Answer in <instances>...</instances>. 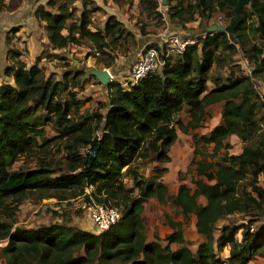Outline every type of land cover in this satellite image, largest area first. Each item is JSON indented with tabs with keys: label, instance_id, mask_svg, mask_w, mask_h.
<instances>
[{
	"label": "trees",
	"instance_id": "16d2710c",
	"mask_svg": "<svg viewBox=\"0 0 264 264\" xmlns=\"http://www.w3.org/2000/svg\"><path fill=\"white\" fill-rule=\"evenodd\" d=\"M236 4L237 0H190L185 4L177 0L168 6L167 19L181 28L196 19L208 20L216 12H225L229 21L222 26L224 31H208L193 38L180 53L168 54L159 69L128 88L110 80L105 88L107 101L98 105L104 107L103 112L86 116H77L82 102L74 92L81 86V74L67 70L59 80L52 74L45 76L36 62L26 67L18 59L19 53L8 48L9 64L2 75L10 77L12 84H0V211L9 217L24 199L62 201L82 195L83 188L91 186L93 191L84 201L121 207V215L100 233L60 224L12 228L0 221V240L6 241L0 250L5 264H92L95 259L118 264H247L264 249V228L252 232L250 227L264 215V100L247 76L233 70L224 78L211 77L213 88L205 91L208 71L232 63L237 49L253 68L264 66V42L256 40L264 34V0H249L237 19ZM81 5L77 12L73 0H46L34 8L33 17L44 23L52 50L88 43L94 63L102 68L134 50L135 34L114 15H106L98 28L92 26L91 13L100 8L89 0H82ZM138 7L161 19L156 0H138ZM138 31L141 36L148 34L143 27ZM146 46L158 48L151 42ZM44 55L64 59L58 54ZM214 102H222L220 122L206 135L192 134L193 141L212 144L213 151H227V138L234 136L241 142V150L228 161L225 156L214 160L193 157V188L180 184L171 198L159 179L166 168H156L143 177L132 162L150 155L154 161H168L166 150L176 138L175 129L197 127L204 107ZM183 107L190 119L185 125L174 118ZM48 121L56 137H44L42 127ZM52 144L61 145L66 170L54 178L49 176L51 162L45 160V147ZM80 148H88L93 156L80 153ZM23 156L34 158L36 167L12 170L11 165ZM123 170L131 188L121 182ZM260 176L263 184L258 181ZM133 191L136 194L130 196ZM147 198L162 204L170 201L183 217L194 216V228L202 238L194 252L185 244L181 223L167 215L163 222L171 232L164 240L178 247L161 246L155 232L154 241H145L140 212ZM235 214L241 221L221 225L215 237V224ZM226 245L225 263L215 252Z\"/></svg>",
	"mask_w": 264,
	"mask_h": 264
},
{
	"label": "rangeland",
	"instance_id": "374dc122",
	"mask_svg": "<svg viewBox=\"0 0 264 264\" xmlns=\"http://www.w3.org/2000/svg\"><path fill=\"white\" fill-rule=\"evenodd\" d=\"M136 1L138 0H103L104 6H112L114 10L117 13V15L125 16L126 18L129 15L130 22L128 21L129 28L133 29L135 32H137V37L141 38V35L138 34V30L140 27H143L148 34L146 36H143L142 38H148L150 36H160V34L163 33H171L181 36L182 38H187L189 40H193V38L200 37L204 35V33L208 32V26L211 25H220L224 26L227 25V22L229 21L227 15L225 12H216L213 13L212 16L205 21L199 22L198 19L194 20V22H188L186 23L183 28L180 26H177L175 22H170L166 17V10L168 6L174 5L177 0H164L163 3L162 0H156L157 12L160 13L161 19L152 16V15H146L144 12L140 10L138 7L136 11ZM190 0H182V2L185 4L189 2ZM93 2V1H91ZM133 3V6H131ZM18 4V0H2V4L0 7V12H2V15L0 16V23L4 26L3 33L5 31L6 37L9 33L10 28L19 27L17 25H14V23L11 22L10 25H8L7 22V13L5 12V9L7 7H14ZM102 4V5H103ZM74 5V4H73ZM126 5L128 6V10ZM75 6V5H74ZM248 6V4H241L239 6V10H242L244 7ZM100 8V7H99ZM235 8L234 13L236 14V11L238 10ZM97 11H102L100 10ZM128 12H132L129 13ZM25 16V15H24ZM94 25L100 23V14L95 12L94 15ZM26 17H23L25 19ZM133 19V20H132ZM37 22V21H36ZM6 24V27H5ZM206 28V29H205ZM228 38L233 42L232 35L227 33ZM8 41L12 39V36L9 35ZM256 40L259 42H264V34H261L260 36L256 37ZM154 43V42H151ZM150 44V43H148ZM20 48L21 45L19 44ZM71 48V46H70ZM11 50L16 51L20 55L26 56V50L21 49L20 51L15 50L12 48ZM80 51L81 57L75 58L78 54H75V52ZM39 56L37 65L42 69L45 76L48 74H52L55 79H60L61 72H59L57 69H52L55 72H49L48 69L51 67V65L54 64L56 67L65 68L68 71H76L79 74H81V86L76 88L74 90L76 99L80 100L81 106L80 109L77 110V116L79 115H90L94 111L103 112L104 107L99 108L98 105L102 104L107 101V92L105 88H102V86L99 84V81L96 80L93 76H91L87 70L90 68L94 69H104L100 65H97L94 63L93 58V51L90 49L88 43H85L83 45L77 46L73 49V52L70 50H63L58 53L59 56H63L68 53L71 54L70 56L73 58L71 65L70 63L63 62V61H54V60H48L45 59V53L48 54L50 51L47 48H43ZM36 58V59H37ZM126 55L124 57H118L115 63L106 69H110L113 73V77L115 80L121 81L122 78L126 75L125 71H122L121 75L115 76L114 71L118 68V65H121L125 62ZM19 59V57H18ZM50 59V58H49ZM20 60V59H19ZM90 60V62H89ZM21 61V60H20ZM232 63L229 65H225L221 68L214 69L213 67L208 71L209 80L205 83V91H208L213 88V83L211 82V77L219 76L221 78H224L225 75L229 70H233L235 74H240L243 76H247L253 86V88L256 90V92L262 97L264 100V66L260 68H253V65L246 60V58L243 56V54L240 52L239 49L233 54L232 56ZM24 62V61H22ZM80 67H79V64ZM26 65V63L24 62ZM70 66V67H69ZM122 66V65H121ZM120 66V69H121ZM26 67H28L26 65ZM119 69V71H121ZM125 69V68H124ZM127 69V68H126ZM3 79V78H1ZM5 82V81H4ZM2 83V82H1ZM222 102H214L206 105L204 107V115L201 121L199 122L198 126L195 128H189L187 127L185 130H181L176 128L175 134L176 138L172 142V144L168 147L166 150V154L168 155V161L166 162H157L154 161L153 155H150L146 159H137L132 162V165L136 166L137 171L139 174L143 177H148L153 174L154 170L156 168L164 167L166 168V171L161 174L160 181L164 184V186L167 189V195L171 198L175 195L176 189L178 185L185 184L189 188H193V179H194V173H193V166H192V159L193 157L198 158H204L205 160H214L216 157L221 158L222 156H225V158H230L229 156L237 155L241 150V142L234 136H229L227 138V142L230 145V148H228L227 151H225L222 148H218L217 150L213 151L212 144H203V142H195L193 141L191 135L196 134V136L206 135L208 132L215 127L220 122V109H221ZM174 118L179 119L180 123L182 125H185L186 122H188L189 116L187 115L186 109L183 107ZM52 119V118H51ZM261 126L264 128V120L261 121ZM44 137L50 138V137H56L57 132L52 125L51 121H48L43 127ZM58 143V141L56 142ZM61 145L59 144V147L56 146V144H52L50 147H45V150L47 151V155H45V160H48L51 162L49 166V170L51 173L49 176L51 178H54L58 176L62 172H66L65 166H64V153L62 149L60 148ZM196 150V154L193 155V151ZM83 149L80 148L79 152L82 153ZM36 162L35 159L32 157H20L18 158L12 165V170H25L30 168H35ZM123 175L120 178L121 182L125 185L126 188H131L133 185L129 179V176H127L122 171ZM259 183L263 184L262 177H258ZM92 192L93 187L90 189ZM136 194L135 191H133L130 196H134ZM85 195H79L73 198H68L62 201H57L55 198H43L36 202H33L30 199H24L19 205L16 211L13 212V214L9 217H6L4 215V212L0 211V221H6L10 224L12 228L14 227H20L23 229H36L41 227L42 225H51V224H60L64 226H70L74 229L82 230L85 232H92V233H100L97 232L95 227L93 226L89 216H88V204L86 201H84ZM94 201V200H93ZM90 202V201H89ZM96 202V201H94ZM198 202L200 204H203L204 201L202 198H198ZM107 204H111L110 202ZM119 211H121V207L117 208ZM121 213V212H120ZM164 215H167L170 220L177 221L181 223L182 229H183V238L186 241L187 248L194 252L196 249V246L199 242H201L202 238L197 233V231L194 228V216L189 215L186 218L183 217L179 212L178 209H175V207L171 204L170 201H166V203H159L154 198H147L142 201V210L140 212V218L143 225V233L145 236L146 242H152L154 241V238L152 236L153 232L157 235V242L164 246L168 244L169 248L174 250L178 247L177 244L174 243H167L164 238L171 232L170 228L163 222ZM120 218V217H119ZM119 220V219H118ZM241 217L239 215H233L229 216L223 220L218 221L215 224V229L213 231L214 236L217 234V229L219 226L223 224H235L237 222H240ZM117 222V221H116ZM11 228V229H12ZM6 244L5 240H0V250L1 248ZM82 254V252H79ZM221 260L225 261L226 258H224L226 253H216ZM99 261L95 259L92 264H118L114 261H108L104 260ZM256 263L252 264H264V249H260L259 252L255 255L254 260ZM0 264H5V257L1 254L0 251Z\"/></svg>",
	"mask_w": 264,
	"mask_h": 264
},
{
	"label": "crops",
	"instance_id": "0c3cea01",
	"mask_svg": "<svg viewBox=\"0 0 264 264\" xmlns=\"http://www.w3.org/2000/svg\"><path fill=\"white\" fill-rule=\"evenodd\" d=\"M45 1L46 0H18V4L17 5H15L14 7H7V9H5V12L7 13V19H8L7 22H9L7 24L10 25L11 22L9 20H11L14 23V25H17L19 27H16V29L14 31H9L7 37L9 35H11L12 39L9 40V42L7 43L6 42V33H5V31L3 33L4 26L0 23V84H2V83L12 84V79L10 77H4L2 75L3 69L9 64V59H8V54H7L8 48H10V49L14 48L17 51H20L21 49L25 48L26 53H27L26 56L20 55L19 59L21 61H24L27 66H30L31 64H33L35 62L37 56H39L41 54V51H42L43 48H47L50 51V54H58L60 51H63V50H70L71 52H73V49L75 47L77 48V46H74V45H70L71 48H70V46H67L64 49H59V50H57V49L52 50L49 47L47 38H46L44 30H43L44 23L43 22H38V21L36 22V20L33 17L34 8L38 4H44ZM81 1L82 0H73V4L77 8V12H80L81 9H82ZM89 1H93V4L95 6H97V7H100L102 9V11H103V12H101V11H97L96 10V11H93L91 13L92 26H97L98 28H102L106 15H114L117 20H119L121 23H123V25L127 29L131 30L135 34L136 43L138 42L137 41L138 39L142 40V42H143V39L147 38V37L146 38H142L143 36H141V38L137 37V34H136L137 32H135L133 29L129 28V25L127 24L128 21L130 20L129 15L127 16V18H126V14H125V16H123V15L121 16V14L117 15L118 12H116L112 6H104L103 0H101L103 3L100 2V0H89ZM135 5H136V11H137V9H138V1H136ZM131 6H133V3H132ZM126 7L128 9L127 5H126ZM86 8H89L88 4L86 5ZM128 10H131V9H128ZM95 12L100 14V17H99L100 23L97 24V25L93 24L94 23V20H93L94 17L92 15H94ZM129 13H132V12H128V14ZM1 15H2V12H0V16ZM23 17H26V18L23 19ZM192 22H194V21H192ZM5 27H6V24H5ZM209 27L210 26H208V28ZM152 37H154V36H152ZM155 38H156L157 41L156 40H154V41H146V42H143L142 46L144 47L145 45H147L150 42L158 43L159 42L158 36H155ZM19 44L21 45V48H20ZM75 54H78L77 56H75V58L78 59V58L81 57V54H83V53H80V51H78V52H75L74 55ZM70 55L71 54L66 53L64 55L65 58L63 60H58L56 58H50L48 60L63 61V62L70 63V62H72V59H73ZM120 57H122V56H120ZM89 62H90V60H89ZM131 62L129 64L127 63V65L124 66L126 64V58H125V62L123 64H121L122 66L118 65V68L116 69V71H114L115 76L117 77L118 75H121L122 71H125V73H127ZM70 65H71V63H70ZM80 65L81 64H79V67H80ZM120 66H121V69H120ZM71 67H72V65H71ZM52 69H55V70L57 69L59 72H61V75L65 71H67V69H65V68H61V67L57 68L56 65L54 64V62L51 65V67L48 69V71L49 72H55ZM119 69L121 71H119ZM1 78H3V79H1ZM102 88H103V86H102ZM235 215H238V214H235ZM237 223H235V224H237ZM250 227H251V231L252 232H257V231L263 229L264 228V215L262 217L256 219L254 222H252ZM217 235H218V231H217V234L215 235V237ZM236 238L239 241V234L236 235ZM228 251H229V246L226 245L220 251L215 252V254L216 253H221V252L226 253L225 256H224V258H226L228 256ZM253 260L248 261L247 264L256 263V261H253Z\"/></svg>",
	"mask_w": 264,
	"mask_h": 264
},
{
	"label": "built area",
	"instance_id": "2783aa9c",
	"mask_svg": "<svg viewBox=\"0 0 264 264\" xmlns=\"http://www.w3.org/2000/svg\"><path fill=\"white\" fill-rule=\"evenodd\" d=\"M191 43H193V40L182 38L176 34H160L159 42L155 43L157 44L158 48L147 47L145 45L131 62L126 75L121 81L118 82L125 88L136 84L147 74L159 69V67H161L164 62V57H166L168 54L180 53L184 46ZM109 80H115L112 72L109 73ZM94 135L98 136V132H95ZM82 152L92 155L88 148H84ZM90 189L91 186H85L83 188L82 195L89 197L91 191ZM87 204L89 205L88 216L97 232L107 230L119 219L121 215L120 211L113 206L96 203L91 199Z\"/></svg>",
	"mask_w": 264,
	"mask_h": 264
},
{
	"label": "water",
	"instance_id": "95a60500",
	"mask_svg": "<svg viewBox=\"0 0 264 264\" xmlns=\"http://www.w3.org/2000/svg\"><path fill=\"white\" fill-rule=\"evenodd\" d=\"M162 2L164 3L165 1L162 0ZM245 3L248 4L249 3V0H237L236 8L238 9L241 4H245ZM239 13H240V10L238 9L236 11V19L239 17ZM213 30L224 31L225 28H223L220 25H211L208 28V31H213ZM226 31H227L228 34L230 33V29H227ZM154 40H156V38L150 36V37H148L146 39H143V42H146V41H154ZM158 40H159V37H158ZM137 41L138 42H137L136 47L134 48V50H132L126 56V64L124 66H126L127 63L129 64L135 58V56L141 51V49L143 47L142 46L143 45V42L140 39H138ZM87 72L91 76H93L96 80H98L99 83L103 86V88H106L107 83L110 81L109 80V73L112 72V71H110V69H106V68H104V69H94V68H90V69L87 70Z\"/></svg>",
	"mask_w": 264,
	"mask_h": 264
}]
</instances>
